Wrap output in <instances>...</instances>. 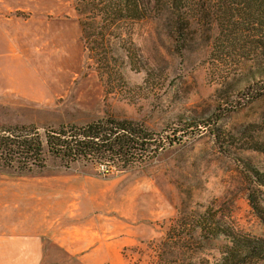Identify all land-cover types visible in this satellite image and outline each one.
Returning <instances> with one entry per match:
<instances>
[{
	"label": "rangeland",
	"instance_id": "1",
	"mask_svg": "<svg viewBox=\"0 0 264 264\" xmlns=\"http://www.w3.org/2000/svg\"><path fill=\"white\" fill-rule=\"evenodd\" d=\"M1 2L20 20L25 63L17 91H0V124L42 130L125 117L179 139L125 170L85 160L66 167L53 156L24 175L0 169V234L39 235L38 264H146L177 218L201 223L195 264L217 262L233 238L264 239L258 23L201 20L184 29L181 48L155 9L115 26L107 62L83 39L76 0Z\"/></svg>",
	"mask_w": 264,
	"mask_h": 264
},
{
	"label": "trees",
	"instance_id": "2",
	"mask_svg": "<svg viewBox=\"0 0 264 264\" xmlns=\"http://www.w3.org/2000/svg\"><path fill=\"white\" fill-rule=\"evenodd\" d=\"M234 1L76 0L75 8L83 39L86 42L88 35L92 50L102 55L100 60L108 62V52L102 48L106 44L112 46L109 34L114 35L115 26L122 21L147 19L155 9L157 15L171 27L174 40L181 48L186 40L184 29L191 28L201 20H207L210 25L220 23L222 28L223 23L228 27L234 24L238 27L245 19H250L261 26L263 31L259 36L264 39V0ZM190 12L193 13L192 17L188 16ZM212 17L217 18L213 24ZM192 126L197 127L192 122L185 127L188 129ZM174 130H171L172 134L160 135L141 120L108 116L82 124H60L42 130L33 124H0V169L24 175L34 169H44L47 156H53L66 167L85 160L125 170L156 156L167 144L178 140ZM178 220L171 227L172 233L168 232L167 240L155 245L154 253L146 264H195L191 245L196 241L194 234L201 223ZM245 258L264 260V239L249 241L233 238L214 264H238Z\"/></svg>",
	"mask_w": 264,
	"mask_h": 264
},
{
	"label": "crops",
	"instance_id": "3",
	"mask_svg": "<svg viewBox=\"0 0 264 264\" xmlns=\"http://www.w3.org/2000/svg\"><path fill=\"white\" fill-rule=\"evenodd\" d=\"M1 4L0 0V91H17L24 74V36L19 18L6 15ZM40 239L34 234H0V264H38Z\"/></svg>",
	"mask_w": 264,
	"mask_h": 264
}]
</instances>
